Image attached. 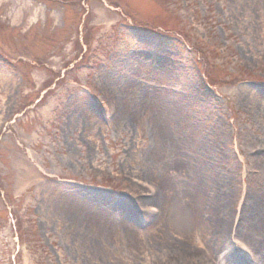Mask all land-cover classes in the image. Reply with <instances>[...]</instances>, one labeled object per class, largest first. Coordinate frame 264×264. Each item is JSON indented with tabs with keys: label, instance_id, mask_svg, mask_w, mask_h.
Segmentation results:
<instances>
[{
	"label": "rangeland",
	"instance_id": "374dc122",
	"mask_svg": "<svg viewBox=\"0 0 264 264\" xmlns=\"http://www.w3.org/2000/svg\"><path fill=\"white\" fill-rule=\"evenodd\" d=\"M86 88L123 108L110 126ZM258 143L264 0H0V264H207L196 249L221 260L242 182L238 228L263 256ZM244 167L258 173L242 180ZM151 204L163 216L146 231Z\"/></svg>",
	"mask_w": 264,
	"mask_h": 264
},
{
	"label": "bare ground",
	"instance_id": "6f19581e",
	"mask_svg": "<svg viewBox=\"0 0 264 264\" xmlns=\"http://www.w3.org/2000/svg\"><path fill=\"white\" fill-rule=\"evenodd\" d=\"M3 73H4V79L6 78V80H12L13 79V77H11V75L9 74V72L8 71H3ZM221 200H223L222 202V205H224V203L226 202L225 201V199H222L221 198ZM75 205V204H74ZM225 208V207H224ZM223 208V209H224ZM73 209V208H72ZM74 210V209H73ZM174 211H175V213L174 214H169L168 215V220H169V222H172L173 224L175 223L179 228H181V227H185V223L183 222V220H182V218H184V216L182 215V214H180L179 212V209H174ZM163 216V209L161 210V212H160V214H159V217L161 218ZM182 218H181V217ZM218 216H219V213H218ZM159 217H157V218H159ZM221 217V216H220ZM221 218H223V217H221ZM97 219H98V217H97ZM186 220H188V217H187V219ZM122 225H124V224H122ZM126 226H127V224H126ZM188 227H189V225H188ZM191 227V226H190ZM151 228V225L150 226H148L147 227V229H146V231L147 230H149ZM101 232H102V235L103 234H107L108 236H110V234L112 233L111 231V229L110 228H108V227H105L103 224H102V226H101ZM109 231V232H108ZM111 232V233H110ZM95 243H97L96 241H95ZM200 244H202L201 242H200ZM231 253L229 254L230 255V262L231 263H233V264H250V262L249 261H247V260H244V259H237L235 256H234V254H233V252L232 251H230Z\"/></svg>",
	"mask_w": 264,
	"mask_h": 264
}]
</instances>
